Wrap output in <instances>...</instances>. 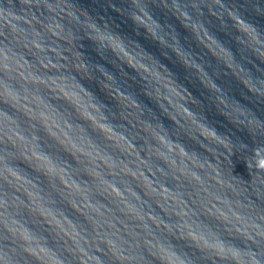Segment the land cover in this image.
Listing matches in <instances>:
<instances>
[{
	"label": "clouds",
	"instance_id": "obj_1",
	"mask_svg": "<svg viewBox=\"0 0 264 264\" xmlns=\"http://www.w3.org/2000/svg\"><path fill=\"white\" fill-rule=\"evenodd\" d=\"M255 151V150H254Z\"/></svg>",
	"mask_w": 264,
	"mask_h": 264
}]
</instances>
